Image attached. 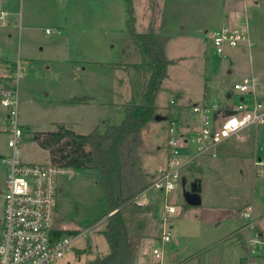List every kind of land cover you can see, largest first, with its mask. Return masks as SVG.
Segmentation results:
<instances>
[{
  "label": "rangeland",
  "instance_id": "1",
  "mask_svg": "<svg viewBox=\"0 0 264 264\" xmlns=\"http://www.w3.org/2000/svg\"><path fill=\"white\" fill-rule=\"evenodd\" d=\"M131 4L135 30L163 35L164 55L170 62L168 75L155 95L161 118L146 125L148 131L146 127L140 130V142L124 159L123 194L129 192L126 182L128 186L132 183L126 178L145 179L143 185L137 181L135 188L139 189L120 206L133 254L126 264H184L183 258L198 252L199 259L187 264H241V255H252L255 264H264V122L248 126L245 143L230 154L220 155V145L214 156L194 157L179 170L169 192L148 186L154 172L149 174L143 166L149 152L146 147L167 145L172 121L179 132L188 124L191 127L198 119L191 114V106L222 105L235 79L252 71L259 79L258 93L264 101V0H131ZM0 11L5 12L0 19V58L19 62L16 73L20 77L11 76V80L18 89L17 119L20 124L28 122L19 145L24 162L54 165L50 150L34 140L35 131L53 130L62 124L54 121L65 117L80 118L79 133L103 131L108 124L122 120V104L141 100L145 73L136 63H141L143 56L128 30L125 0H0ZM225 12L246 23L250 50L242 52L244 43H240L227 49L225 56L212 52L209 31L219 26V15ZM212 67L230 73L215 78ZM4 81L2 84H9L6 78ZM91 91L108 105L90 104L74 111L60 110L57 107L64 106L53 102L55 97L83 96L81 93ZM237 98L235 94L234 102ZM4 113L6 108L0 104V155L8 153ZM191 145L189 156L195 152L194 143ZM163 151L168 153L167 147ZM55 166L59 171L53 224L75 228L77 234L54 264H87L109 251L103 232L106 221H100L107 214L98 172L88 167ZM4 175L0 163V188ZM194 184L199 188L197 203L185 205L186 193ZM137 194L144 201L141 205L131 200ZM165 204L174 206L175 212L164 214ZM247 207L253 216V232L242 216ZM2 214L0 195V219ZM84 229H88L86 234H79ZM164 231L169 239L163 242ZM255 232L258 239L251 242L249 237ZM211 245L210 252L204 253ZM153 248L162 252L160 258Z\"/></svg>",
  "mask_w": 264,
  "mask_h": 264
},
{
  "label": "built area",
  "instance_id": "2",
  "mask_svg": "<svg viewBox=\"0 0 264 264\" xmlns=\"http://www.w3.org/2000/svg\"><path fill=\"white\" fill-rule=\"evenodd\" d=\"M4 16L5 12L0 11V19ZM209 36L213 52L218 56H224L227 49L237 47L240 43H244L242 46L246 50H250L252 46L246 23L238 20L212 28ZM18 68L17 64L16 71ZM16 71L13 73L14 79L20 76ZM232 88L242 96L237 102L229 105L210 102L191 106V111L198 116L199 122L192 137L179 132L175 123L171 122L167 128L166 163L155 170L148 186L169 192L175 187L179 170L194 157L214 156L216 147L221 142L250 125L264 122V101L259 97L258 77L250 72L234 82ZM0 103L6 108L4 132L8 134L6 142L8 153L0 155V163L5 174L3 187L0 188L3 205L0 219V264H54L62 258L74 235L77 234L71 237L67 234L62 236L55 234L53 220L57 194L56 174L59 169L53 164L26 163L21 159L19 145L25 130L17 119L16 86L2 91ZM225 107L232 111L224 113ZM192 142L195 152L189 156L188 150ZM177 156L187 157L178 161L175 159ZM134 199L136 204H143L138 194L131 200ZM173 212L174 206L164 205V214ZM107 215L100 221H104ZM242 216L246 219L247 228L253 232L250 207L244 209ZM87 230L84 229L79 234L85 235ZM258 236L255 232V235H250L249 240L255 242ZM168 239L169 234L164 231L161 240L164 242ZM152 252L158 258L162 255L156 248H153ZM251 256H246L247 264H255Z\"/></svg>",
  "mask_w": 264,
  "mask_h": 264
},
{
  "label": "trees",
  "instance_id": "3",
  "mask_svg": "<svg viewBox=\"0 0 264 264\" xmlns=\"http://www.w3.org/2000/svg\"><path fill=\"white\" fill-rule=\"evenodd\" d=\"M125 1L128 5V30L143 56V61L136 63L145 73L141 100L136 102L130 99L122 104L124 111L122 120L117 124H108L103 131L93 129L87 133H78L62 123L57 124L53 130L35 131L32 135L41 147L50 150L54 165L88 167L98 172L99 184L104 193V214L110 213L105 219L106 227L103 231L109 251L102 257L89 260L87 264H126L128 258L133 256L127 243V230L120 206L139 189L135 188L137 181H142L143 185L145 179L126 178L132 183L128 186L126 182L129 192L123 194L124 159L132 147L140 142V130L155 120V115L158 114L155 95L160 89L161 80L168 75L167 66L170 62L164 55L165 37L153 32L136 31L131 0ZM89 98L88 95H83L61 101L79 103L86 102ZM231 111L230 108H223L224 113ZM76 233L75 230H55L56 236ZM127 245L129 251L127 249L126 252L124 248H127Z\"/></svg>",
  "mask_w": 264,
  "mask_h": 264
},
{
  "label": "crops",
  "instance_id": "4",
  "mask_svg": "<svg viewBox=\"0 0 264 264\" xmlns=\"http://www.w3.org/2000/svg\"><path fill=\"white\" fill-rule=\"evenodd\" d=\"M219 16H220L221 21H222V23L220 21L219 26L222 25V24L230 23L232 20L233 21L238 20L235 14H228L226 12L223 13V15L221 14ZM204 31L206 32L207 29H205ZM240 50L242 52H245L246 51V49L243 48V46H241V49ZM212 52H213V48H212ZM225 55H226V52H225ZM9 62L10 63H13L12 67H11V64ZM26 62L29 63L28 61H26ZM17 64L19 65V62L18 61L14 62V61L9 60L7 58H0V92L1 93L5 89L10 88V87H13L12 80H11V76H13L12 74L16 71ZM1 67H2V69H1ZM217 68L218 69L216 71H214V68L213 67L211 69L212 75H213V71L215 72L214 73V77L215 78H216V76H221L222 74L224 75L223 72L230 73V70L229 69H226L225 70V68H222V67H217ZM5 78L7 79V81H9V84H2V82H5L4 81ZM236 81H238V79H235L234 80V82H236ZM16 92H18V89H16ZM82 94L88 95L90 98L86 102H79V103H76V102H74V103L65 102L64 103L63 101H61V100H64V99H69L71 97H77V96H79V95H75V94H71L70 93V94H68V96H59V98L55 97L54 100H53V102L55 104H58L59 106H64V107H57L60 110H64V108L66 107V108H69V110H74V111L79 110L82 106H86V105H90V104L93 105V106L96 104L97 106H105V107L108 105V102H106V101L101 100L100 98H98V96H97V94L95 92L92 93V91H91V93H87L86 92V93H81V95ZM235 94L238 95V98H237L238 100L242 98V96L239 95V94H237V92L234 91L232 87L229 88V89H227L226 90V93H225L226 99H224V101H222V105H229L230 103H233L234 102L233 97H234ZM237 99H235V100H237ZM191 114L192 115H195V114L192 113V111H191ZM5 115L6 114L4 113V117H5ZM100 117H101L100 115L97 116L98 119H100ZM79 119L80 118H77L76 119L75 117H74V119L71 118V117L70 118L69 117H65V118H61V120L59 122L58 121H54V122H56V123H63L65 125H67L70 129L74 130L75 132H78L76 130V127L79 126L80 123H81ZM27 123L28 122L21 123L22 127L23 128H24V126L27 127V125H28ZM5 125H6V121L4 123V126H3L4 128L3 129H5ZM94 125H96V123L91 124L90 127L93 128ZM147 125H150V122ZM198 125H199V122H198V119H197L196 122L191 127L188 124L187 128L181 129L180 132L183 133L185 136H188L189 135V131L192 130V132H194L195 129L198 127ZM145 130L148 131L149 130L148 127H146ZM248 134H249V132L245 128V129H242V131H240L239 133H237V134H235V135L227 138L223 142H221L218 146H220V145H223V146H221V149H219L221 151L219 154L220 155L230 154L234 149L236 150L238 144L245 143V140H246ZM228 141H230V142L228 143ZM165 147L166 146H159V145L156 146V147H152V149H151V147H146L147 150L149 151V152L146 153V155L143 158V166L146 169V172H148L149 174H152V172H155V170L157 168L163 166L166 163V160H167V151L166 152L163 151ZM191 148H192V146L189 147L188 153H190L192 151ZM254 152H256V148H254L253 153ZM163 153H166V154L163 155ZM163 156H165V160H164ZM259 159L261 160V158H259ZM163 161H165V163ZM196 168H198V167L196 166ZM142 202L144 203L143 200H142ZM54 228H55V230H57V229L70 230V231L75 230V228L74 229H71V228H69V229H67V228L66 229H63V228H60L59 226H55V225H54ZM213 247H214V245H213ZM213 247H212V245L211 246H207L206 250H204V253H207L208 254ZM196 258L199 259V252L198 253L190 254L186 258H183L181 261L184 262V264H187L188 262H191V261H193ZM246 259L247 258L244 255H241V257H240L241 264H247ZM155 262H157V263L160 264V261H155ZM171 264H174V263H171Z\"/></svg>",
  "mask_w": 264,
  "mask_h": 264
},
{
  "label": "water",
  "instance_id": "5",
  "mask_svg": "<svg viewBox=\"0 0 264 264\" xmlns=\"http://www.w3.org/2000/svg\"><path fill=\"white\" fill-rule=\"evenodd\" d=\"M161 117L159 115H155V119H160ZM199 188L194 184V186L191 188V190L186 193V200L185 202L188 205H195L197 203V192Z\"/></svg>",
  "mask_w": 264,
  "mask_h": 264
}]
</instances>
